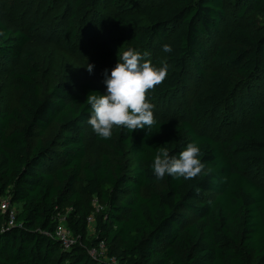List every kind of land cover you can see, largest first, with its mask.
Listing matches in <instances>:
<instances>
[{"label":"trees","instance_id":"trees-1","mask_svg":"<svg viewBox=\"0 0 264 264\" xmlns=\"http://www.w3.org/2000/svg\"><path fill=\"white\" fill-rule=\"evenodd\" d=\"M113 1L116 12L105 28L128 32L126 50L173 49L166 53L168 76L152 95L174 94L188 64L203 75L207 58L215 65L209 85L195 95L189 120L154 114L150 131L114 126L110 139L95 134L105 152L84 160L85 102L102 89L88 79L74 90L55 86L42 94L39 65L26 47L30 36L0 13V67L17 65L9 76L20 91L15 106L0 109V198L21 204L11 225L0 213V264H111L104 256L117 264H264V103L224 136L195 127L238 83L264 74V0H229L239 6L237 18L248 7L253 18L225 30V0H165L142 8L136 7L141 0ZM98 2L73 0L68 26L93 14ZM219 34L223 43L209 52L206 41ZM101 58L108 62L112 54ZM52 124L59 134L44 140ZM192 142L203 153V174L192 180L153 175L159 147L178 155ZM91 197L99 201L95 209ZM62 205L70 206L65 224L76 240L68 249L53 236ZM90 218L95 234L86 238Z\"/></svg>","mask_w":264,"mask_h":264},{"label":"rangeland","instance_id":"rangeland-1","mask_svg":"<svg viewBox=\"0 0 264 264\" xmlns=\"http://www.w3.org/2000/svg\"><path fill=\"white\" fill-rule=\"evenodd\" d=\"M73 0H0V13L12 25L21 28L30 36L27 48L34 52L39 65V87L42 94H48L55 86H64L76 89L83 80H92L106 94L107 89L103 84L104 72L108 75L118 62L119 56L125 49L126 30L109 32L105 28L106 19L116 12V3L113 0H99L96 10L84 21L75 23V28L68 26V16L71 12ZM165 0H141L136 6L142 8L150 4L160 3ZM226 2V16L222 22L223 29L241 23L248 18H253L250 7L246 9L244 17L237 18L239 6ZM55 16V17H54ZM221 34L206 41L211 52L216 45L223 43ZM164 44H154L144 51L148 55L145 60H151L155 67L167 62V55L163 52ZM121 47V48H120ZM120 48V49H119ZM110 52L112 59L106 62L101 58L102 52ZM143 54V53H142ZM87 63L92 64L91 74L86 70ZM17 65L3 64L0 67V109H10L17 104L19 90H17L9 76V71ZM215 69L214 63L207 58L202 65L203 75L198 74L192 64H188L182 76L178 89L174 94L164 97L154 96L148 92V100L155 105L154 114L159 117H174L187 119L191 117L195 95L206 89L209 85V72ZM226 72H232L238 81L234 68L228 67ZM264 103V74H260L247 83H238L233 89L230 98L216 108L203 125L197 124V129H205L215 136H224L230 128L246 120L255 108ZM215 122V123H214ZM217 128V131H214ZM59 127L50 125L43 135V139L54 138L59 134ZM85 157L91 161L105 152V147L95 138L92 127L87 123L84 134ZM126 161L133 164L132 157L128 154ZM53 166H57L54 162ZM264 180V177H259ZM93 198V200H92ZM89 198L83 196L86 203ZM90 209L99 206V201L91 197ZM16 213L21 204L13 203ZM70 206L62 205L57 213L66 217ZM94 222L91 220L86 231V238L94 236ZM73 241L75 240L72 237ZM96 255V251H91ZM103 260L111 264V259L106 256Z\"/></svg>","mask_w":264,"mask_h":264},{"label":"clouds","instance_id":"clouds-1","mask_svg":"<svg viewBox=\"0 0 264 264\" xmlns=\"http://www.w3.org/2000/svg\"><path fill=\"white\" fill-rule=\"evenodd\" d=\"M162 50L164 53L173 51L169 44H164ZM147 55L132 47L122 51L111 74L108 75L107 70L104 72L106 94L93 92L87 96L85 103L90 105L87 123L101 138L110 139L114 126L119 131L126 129L131 133L145 128L150 131L157 123L153 111L155 105L149 102L147 94L164 83L169 65L163 62L162 66L155 67L151 60H145ZM93 67L87 63L89 74ZM171 153L167 147L157 149L151 165L157 179L167 175L192 180L203 174L205 163L201 160L203 153L197 143H188L178 155Z\"/></svg>","mask_w":264,"mask_h":264},{"label":"built area","instance_id":"built-area-1","mask_svg":"<svg viewBox=\"0 0 264 264\" xmlns=\"http://www.w3.org/2000/svg\"><path fill=\"white\" fill-rule=\"evenodd\" d=\"M0 213L4 214L7 217L8 225H11L14 223L17 213H16V210L13 204L10 202L9 198L6 196L0 198ZM56 219H57V225H56L53 236L58 241L61 242L62 247L64 249H68L75 243L76 240L73 241L72 239L73 237L72 233L65 224V217H61L57 215ZM91 220L92 218L89 219V222H91Z\"/></svg>","mask_w":264,"mask_h":264}]
</instances>
